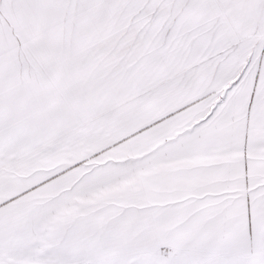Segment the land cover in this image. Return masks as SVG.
Listing matches in <instances>:
<instances>
[{
  "label": "snow or ice",
  "instance_id": "6c2138e0",
  "mask_svg": "<svg viewBox=\"0 0 264 264\" xmlns=\"http://www.w3.org/2000/svg\"><path fill=\"white\" fill-rule=\"evenodd\" d=\"M0 264H264V0H0Z\"/></svg>",
  "mask_w": 264,
  "mask_h": 264
}]
</instances>
